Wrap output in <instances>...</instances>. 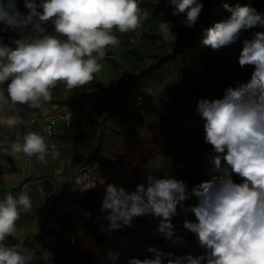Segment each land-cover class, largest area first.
Listing matches in <instances>:
<instances>
[{"label": "clouds", "instance_id": "9594fccd", "mask_svg": "<svg viewBox=\"0 0 264 264\" xmlns=\"http://www.w3.org/2000/svg\"><path fill=\"white\" fill-rule=\"evenodd\" d=\"M169 2L175 5L174 16L186 14L181 23L190 28L196 25L202 2ZM24 5L26 14L19 11L16 0H0V23L30 33L14 40L15 48L0 44V85L8 82L7 96L0 91V111L9 103L39 106L51 99V89L58 82L69 90L89 84L101 70L98 60L104 58L105 50L118 44L113 29L127 33L143 22L138 0H24ZM223 7L230 17L208 28L202 41L212 50L233 44L244 30L264 26V14L253 7L239 3ZM49 21L55 34L43 27ZM172 27L170 21H162L159 31L165 42L174 44ZM239 65L254 66L248 82L226 88L221 98H202L197 104L205 121L204 141L213 149L208 157L211 178L191 189L198 204L184 207L189 192L183 180L148 175L146 185L137 184L131 192L108 184L101 206L102 212H108L109 232L130 227L136 217L152 215L161 218L155 231L175 244L182 238L174 239L171 218L179 205L195 215L196 222L184 220L183 227L195 234L206 255L172 257L149 247L154 259L132 258L128 264H163L165 256L167 264H264V32L243 41ZM7 122L14 125L15 118ZM47 147L35 132L26 134L22 144L8 146L0 141V153L7 155L22 151L44 159ZM233 174L242 182H234ZM31 207L25 192L18 198L9 193L0 199V264H30L31 256L3 242L14 236L20 210Z\"/></svg>", "mask_w": 264, "mask_h": 264}, {"label": "trees", "instance_id": "16d2710c", "mask_svg": "<svg viewBox=\"0 0 264 264\" xmlns=\"http://www.w3.org/2000/svg\"><path fill=\"white\" fill-rule=\"evenodd\" d=\"M257 1L198 0L204 7L196 25L190 28L181 23L186 14H172L175 5L169 0H140L141 12L148 19L172 23L174 44L165 42L158 29L142 23L140 39L129 51L121 57L104 56L107 63L122 68L118 80L107 82L94 76L75 92L59 91V98L43 103L68 108L79 119L76 129L72 126L60 135L70 141L69 155L73 156L74 165H97L107 177L104 183L80 196L93 220L101 213L105 218L108 215L101 211L106 186L112 184L131 192L152 161L158 164L159 179L169 178L167 172L179 164L177 174L191 189L211 178V165L205 155L213 149L204 141L205 121L197 112L198 101L221 98L226 88L250 80L254 66L241 68L239 56L243 41L251 40L256 32H264V26L242 31L236 42L218 51L202 41L206 30L223 20L221 10L225 3L254 7ZM135 31L125 34L114 29L113 34L125 40ZM23 34L28 35L26 31ZM108 50L106 54H111ZM179 137L189 141L191 157L185 162L178 158L185 142L172 144ZM232 179L242 182L235 174ZM22 220L20 217L16 225ZM71 223L70 219L68 231L75 233V241L63 244L54 231L56 239L51 243L49 238L48 260L52 264H97L96 259L105 252L106 235L101 234L95 221L88 233L73 229ZM180 228L183 240H197L184 233L187 229L183 224ZM163 264H167L166 258Z\"/></svg>", "mask_w": 264, "mask_h": 264}, {"label": "built area", "instance_id": "2783aa9c", "mask_svg": "<svg viewBox=\"0 0 264 264\" xmlns=\"http://www.w3.org/2000/svg\"><path fill=\"white\" fill-rule=\"evenodd\" d=\"M40 0H37L39 3ZM17 7L21 13L26 14L28 9L24 5V0H16ZM140 6V0H138ZM42 11V10H41ZM114 31V29H113ZM24 34L19 30L7 28L5 25L2 28L1 39L10 47H15L14 40L22 38ZM141 27L135 31L127 39L118 38V44L109 46L111 54L105 56H120L129 51L140 39ZM15 118V125L18 127L22 123H26L31 127H39L44 136L45 143L48 146L44 153L45 159L42 163H37L36 154L28 156L26 165L22 168L24 177L18 185L17 192L11 193L18 198L21 192H25L31 199V209H36L40 212L45 222V264L48 260V245H49V213L57 214L59 206H63L64 214L61 217V224L54 227V231L62 238L63 244L66 242L73 243L76 235L68 231L70 223V210L74 209L80 218L87 220L93 219L91 211L85 207L81 201V194L88 192L104 182L100 169L97 165L76 167L74 158L69 155V163L65 165L60 156V150L64 146L70 148V141L61 137L63 133L69 131L75 121L76 116L68 108L54 106L48 110L31 109L23 105L18 113L12 114ZM90 186H94L89 188ZM7 189V185L0 181V193ZM34 189L33 197L31 190ZM77 193V194H76ZM4 196H0L3 199ZM38 200V202H37ZM21 213L24 211L20 210ZM144 222V229L139 233V238L144 242L142 251L145 255L150 254L147 249L154 247L163 253H173L166 247L161 245L158 235L155 232V217L146 215L141 217ZM72 222V219H71ZM96 224L99 230L109 235L108 222L101 213L96 218ZM104 229L103 231L101 229ZM153 254V253H151ZM168 260L169 257L165 256Z\"/></svg>", "mask_w": 264, "mask_h": 264}, {"label": "crops", "instance_id": "0c3cea01", "mask_svg": "<svg viewBox=\"0 0 264 264\" xmlns=\"http://www.w3.org/2000/svg\"><path fill=\"white\" fill-rule=\"evenodd\" d=\"M43 27L46 30H49L50 32L55 31L53 24H49V25L45 24V25H43ZM26 32H27V30H26ZM29 34L30 33H28V35ZM0 39H1V37H0ZM5 45H7V44L5 43ZM7 46H9V45H7ZM12 48H15V47H12ZM7 83L5 82L6 85L3 84L4 87H3V89H1V91H3L4 94L7 93ZM76 90H77V88L69 90V91L75 92ZM44 102L45 101H41L40 105L43 104ZM23 105H26L27 107L34 109V110L40 108V105L36 106V107H32V106H29L27 104H18L17 108L21 110ZM54 106H57V105L56 104L52 105L51 108ZM17 108H15V109L17 110ZM12 110H14V108ZM13 113L11 112V115ZM11 115H10V117H11ZM78 123H79V119L76 117L74 124H73L74 129H76ZM21 125H24V126L26 125V127L30 129V132L39 133L44 138L39 127H31L26 123H22ZM44 140H46V139L44 138ZM212 152L213 151L209 152L208 154H211ZM66 154H68V158H69V149H67V147L64 146L60 150V156H61L62 162L64 164H65V162L63 160V157ZM67 164H65V165H67ZM154 167L156 169V178H159L158 164L156 161L153 162V168ZM178 167H179V164L167 172V175L169 178H175V179L181 180L177 174V168ZM9 173H10V175H9ZM152 174H153V171H152L151 167H148V169L139 178L136 185L141 184V183L146 185L147 176L152 175ZM8 175H9L8 182L12 183V185L9 184L8 188L10 187V189H12V193H15V192H17L18 185L20 184V182L22 181V179L24 177V173L22 171V168L20 169V171L18 173L9 171ZM186 186H187V189L189 192V198L183 202L184 207L195 206L196 204H198V202L195 201V196L191 195V188L188 186V184H186ZM134 190H135V187L132 189V191H134ZM31 194L33 195V197L36 198V195L34 194V189L31 190ZM0 196H5V194H3V192H2V193H0ZM34 210H36V209H33L32 211H23L21 213L20 217H22L23 220L19 225H16V231H15L14 236L7 237L3 243L6 246H15L24 255L31 256L30 264H42L43 261L41 260V258L43 257L42 255L45 252V244H43V241L41 238H42V230L45 227V224H44L45 222L43 221V217H40L39 215H37V213L36 214L33 213ZM57 214H51V217H56V216L58 217L60 212L58 215ZM63 214H64V212L62 211V214L60 217H62ZM29 215L31 217H29ZM73 217L74 218L72 219L71 227L73 229H77L80 232L88 233L90 231L91 227L93 226L94 221L96 224V220H93V219L87 220L85 218H80L76 214L75 211H74ZM160 219L161 218H159V217H155L154 229H157ZM177 220L180 221V224H178L176 222ZM184 220L196 222V217L190 211L189 212L183 211V209L178 205L177 206V214L171 218V222L174 225V229H175L174 239L176 236L181 237L182 229L180 228V225L183 224ZM97 227H98V225H97ZM143 229H144L143 219L141 217H136L133 219L132 225L130 227H128L125 231H111L109 235H106L107 243L105 245V252H104V254H102L101 256H99L96 259V263L97 264H128L129 259H132V258H138L141 260L142 259H154L155 258L154 254L150 253L148 255H145L142 251L144 242L139 238V233ZM156 233L158 235V238H159L161 245H163L168 250H170L173 253V257H183V256H187L189 254L192 255L193 257L206 255V249L199 245L198 240H183V239H181L177 243L173 244L171 241L167 240L160 233H158V232H156ZM184 233L186 235H189V236H195L194 233H192L188 230H186ZM101 234H103V233L101 232ZM116 256H118V258L113 259V257H116Z\"/></svg>", "mask_w": 264, "mask_h": 264}, {"label": "rangeland", "instance_id": "374dc122", "mask_svg": "<svg viewBox=\"0 0 264 264\" xmlns=\"http://www.w3.org/2000/svg\"><path fill=\"white\" fill-rule=\"evenodd\" d=\"M253 8H255L259 13H263L264 12V0H258L257 4ZM221 13L224 16L223 20L229 18L230 15H231V13L228 12L224 7H222ZM141 14L143 16V22L142 23H147L148 27H153V28H156V29L159 30L160 22L157 19L150 20V19H148V17L146 16V14L144 12H141ZM147 20H149V21H147ZM47 24L49 25V24H52V23H51V21H49ZM3 26L4 25L2 23H0V31H1V28ZM46 32L49 33V34H55V31L50 32L49 30H46ZM0 41H1V39H0ZM0 44L5 45L4 42H0ZM108 51H110V50H108ZM116 57H121V55L120 56H116ZM98 63L100 65H102V67H101V70L99 72L94 74V76L100 77L102 80L107 81V82L111 81V80H115V79L118 80L119 79V74H120L119 69H122L121 67H118V66H115V65L107 63L104 60V58L103 59H99ZM122 71H124V70H122ZM3 87H4V85H0V91H1V89H3ZM67 90L68 89L66 88V85H65L64 82H58L56 87L51 89V98L52 99L59 98L58 97L59 91L67 92ZM5 96H7V93L5 94ZM17 105L12 106L11 103H9V106L5 110L0 111V141H6L8 146H11L12 144H15V143H21L22 144L24 136L30 132V129L27 128L26 125L25 126L21 125V127H18L15 124L14 125H9L8 122H7V119L10 117L11 112L13 113L15 111L13 113V114H15V113H18L20 111V109L17 108ZM13 108H14V110H12ZM15 108H17V110ZM50 108H51V104L50 103H46L44 105L41 104L39 109L40 110H48ZM188 127L190 128V130L193 129V128H191V126H188ZM37 134H39V133H37ZM181 141L185 142L186 146L178 154L179 155L178 158H179L180 162H185V161L189 160L190 157H191V154H190V151H189V148H188V145H189L188 138H185V137L180 138L179 137L174 142H172V144H174V146H176V145L180 144ZM178 150H180V148ZM209 155L210 154H207L205 156V159L207 161H208ZM27 157H28V155L24 154L22 151L21 152H16L14 155H7V154L0 153V181L4 182L7 185V189L3 192V194L6 195V194H9V193L10 194L12 193V189H10V187L8 188L9 184L12 185V183L8 182V178H9V175H10V173L8 175V172L10 171V172L18 173L20 171V169L23 168L26 165ZM36 159H37V163L39 164V163L43 162L45 157H44V159H41L40 158V154H36ZM63 160H64L65 164L69 163L68 154H66L63 157ZM153 162L154 161H152L150 163L149 167H151V169L153 171L152 175L156 177V169H155V167L153 168ZM222 164H223V161H222ZM100 172H101V170H100ZM101 175L104 178V182H105L107 177H105L102 174V172H101ZM37 202H38V200H37ZM32 210L33 209H31L30 211H32ZM62 211H63V206L60 205L59 206L60 214L58 212V214H59L58 217L57 216L56 217H51V214L49 213V232H50L49 233V238H50V242L51 243H52V241L54 239H56V234L54 233V227H56V225L61 224V222H62L61 217H60L61 214H62ZM33 213L34 214L37 213V215L42 217V215L40 214V212H38V210L37 211L34 210ZM73 216H74V209H71L70 210V218L73 219L74 218ZM29 217H31V216L29 215ZM43 221H44V218H43ZM45 232H46V229L44 227L43 230H42V238H41L42 241H43V244H45ZM47 255L49 256L48 253H47ZM42 256H43L41 258V260L43 261L42 264H45V252H44V254ZM48 261L49 260H47V264H52V263H50V261L49 262Z\"/></svg>", "mask_w": 264, "mask_h": 264}]
</instances>
